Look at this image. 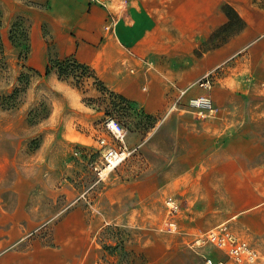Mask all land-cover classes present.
<instances>
[{"label":"rangeland","instance_id":"1","mask_svg":"<svg viewBox=\"0 0 264 264\" xmlns=\"http://www.w3.org/2000/svg\"><path fill=\"white\" fill-rule=\"evenodd\" d=\"M121 1L115 3L126 11ZM225 4L242 18V29H224ZM48 5L49 0H0V253L57 248L60 264H207L205 257L264 264V200L254 206L249 196L207 202L212 213L234 204L247 209L246 226L237 218L225 222L258 251L255 261L238 263L212 245L196 244L211 227L188 220L201 187L171 177L172 159L188 139L225 142L210 132L233 131L235 100L264 99V0H163L162 8L151 10L161 25L140 42V60L168 86L156 113L97 74L101 83L60 78L55 62L64 57L56 53L51 26L42 18ZM32 12L41 16L37 28ZM247 28L250 39L228 50ZM205 71L213 73L215 115L174 111L163 119L178 88ZM22 73L28 80L20 79ZM17 87L23 90L14 94ZM141 91L148 93L146 84ZM109 117L122 123L127 143L137 150L100 178L98 137L105 135ZM227 140L239 144L235 137Z\"/></svg>","mask_w":264,"mask_h":264},{"label":"crops","instance_id":"2","mask_svg":"<svg viewBox=\"0 0 264 264\" xmlns=\"http://www.w3.org/2000/svg\"><path fill=\"white\" fill-rule=\"evenodd\" d=\"M124 1L125 5L121 7H126V11L115 0H49L42 18L51 26L54 49L59 56L72 55L79 62L88 64L113 89L139 103L145 111L156 113L164 106L168 86L141 62L143 53L140 42L155 27L161 25L157 13L151 10L162 8L159 4L163 0ZM115 4L117 9L114 8ZM29 16L33 27L37 28L40 13L32 12ZM111 18L114 23L107 28ZM249 39L250 28L243 29L228 50ZM142 84H146L148 93L141 91ZM223 105L230 106L231 103ZM235 105L237 120L233 123V131L226 135H222V132H210L214 134L212 138H226L225 142L213 141L211 145H207L200 139L202 137H192L181 153L172 159L171 177L174 182L177 180L179 184L201 187L196 195L195 208L192 214H188V220H192L197 226L212 227L233 218H237L238 224L247 225L246 208L234 204L223 212L212 213L206 207L210 199L226 203L249 196L253 204L251 206L264 200V99L257 103H249L244 98L236 99ZM176 117L171 115V118ZM233 137L239 144L231 145L228 142L227 139ZM239 139L249 141L244 143ZM229 184L235 188L228 190ZM245 185L257 188L246 191L243 188ZM48 252H54L55 257L47 259ZM50 262L60 264L57 248L34 247L0 253V264H51Z\"/></svg>","mask_w":264,"mask_h":264},{"label":"built area","instance_id":"3","mask_svg":"<svg viewBox=\"0 0 264 264\" xmlns=\"http://www.w3.org/2000/svg\"><path fill=\"white\" fill-rule=\"evenodd\" d=\"M125 4V1H121ZM114 23L110 19L107 28ZM214 84L213 73L203 72L195 83L179 87L169 106L165 118L170 113L177 111L191 113L197 116L208 117L215 115L216 107L212 95ZM197 88V90H194ZM105 135L98 137L100 162L96 166L98 176L104 177L110 171L120 166L130 155L137 150V145H129L126 140V130L122 123L109 117L103 122ZM174 226L173 222H169ZM196 244H209L224 253L230 260L238 263L253 262L258 257L257 249L248 241L236 236L227 223L216 224L203 231L196 239ZM207 264H224L222 260L205 257Z\"/></svg>","mask_w":264,"mask_h":264},{"label":"trees","instance_id":"4","mask_svg":"<svg viewBox=\"0 0 264 264\" xmlns=\"http://www.w3.org/2000/svg\"><path fill=\"white\" fill-rule=\"evenodd\" d=\"M226 16L229 18V21L225 24L224 29H235L240 30L244 27L242 18L238 15L237 11L233 6L225 4L223 8ZM27 31L24 34V39L27 40ZM57 74L60 78L66 79L72 76L76 79V82L79 83L84 77H92L96 82L101 83L100 79L96 75L95 70L88 64L79 62L74 56L64 57L62 60L55 62ZM51 67H47L46 73L49 72ZM32 70V69H31ZM30 77L27 73H22L20 79L28 80ZM23 88H15L14 94L18 91H22ZM13 97V96H10Z\"/></svg>","mask_w":264,"mask_h":264}]
</instances>
